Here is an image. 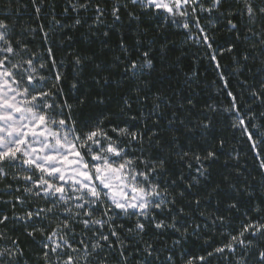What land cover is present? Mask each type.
<instances>
[{
	"label": "snow or ice",
	"instance_id": "obj_1",
	"mask_svg": "<svg viewBox=\"0 0 264 264\" xmlns=\"http://www.w3.org/2000/svg\"><path fill=\"white\" fill-rule=\"evenodd\" d=\"M172 35L208 60L224 99L198 108L171 82ZM218 116L246 152L214 132ZM221 258L264 264V0H7L0 264Z\"/></svg>",
	"mask_w": 264,
	"mask_h": 264
},
{
	"label": "trees",
	"instance_id": "obj_2",
	"mask_svg": "<svg viewBox=\"0 0 264 264\" xmlns=\"http://www.w3.org/2000/svg\"><path fill=\"white\" fill-rule=\"evenodd\" d=\"M7 2V0H0V12L4 10V4ZM60 0H57V5L59 7ZM30 11V9H29ZM29 18V13L25 12L22 15L23 20H27ZM151 38V37H149ZM171 39L175 41L177 50L170 54L169 56V63L171 64L173 61H176L179 57L182 61L181 64L175 66L172 68V75L170 77V80L173 84L179 82L181 85V90L183 91L184 95L187 96L191 94L196 103L198 108H201L204 106L205 103H214L219 102L225 97L221 95V92L218 89H222V84L219 82V79L215 73V70L211 67L207 59H204L201 57V59L197 60L196 62L193 61V54L196 53V55H200L195 46H185L184 44V37L182 35H172ZM217 39L220 42H223L225 39V36L223 33L217 34ZM222 63L224 65H229L231 63L230 58L226 55L222 58ZM190 70H195L198 72V78L194 79L192 82V87L189 88L184 84L185 74L189 73ZM255 71V69H254ZM213 81H216L214 84ZM232 87L235 90L236 89V80L232 79L231 81ZM164 87H168L167 84L164 85ZM113 97H116V93H111ZM194 111L193 119H195L199 113L197 110ZM216 128L214 129V132L220 135H223L227 140H229L231 143L229 144V147L232 146L233 143H235V147H237L242 153L246 152V148L244 145L233 141V133L231 128L228 126V122L222 117L218 116L216 121ZM238 133L236 136L238 137ZM245 168L248 171H252L254 174V170L256 168V163L252 159L251 156L247 157V163L245 165ZM212 205H216V201L213 200ZM212 209L210 208L209 211ZM211 234V231L209 232ZM22 242L25 243L27 247V251L29 252V256H31V253L33 249L30 245H28L27 241H24L23 238ZM215 239L219 241L220 237L219 234H216ZM203 241H198L195 237L191 238L189 242L186 245V248L191 250L194 254H198L201 245H203ZM212 264H227L226 261H224L222 258L219 260L214 259L212 261Z\"/></svg>",
	"mask_w": 264,
	"mask_h": 264
}]
</instances>
